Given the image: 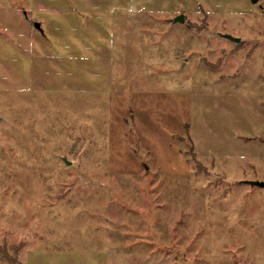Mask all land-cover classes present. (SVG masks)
I'll use <instances>...</instances> for the list:
<instances>
[{"label": "rangeland", "instance_id": "obj_1", "mask_svg": "<svg viewBox=\"0 0 264 264\" xmlns=\"http://www.w3.org/2000/svg\"><path fill=\"white\" fill-rule=\"evenodd\" d=\"M0 113L22 263L264 264V0H0Z\"/></svg>", "mask_w": 264, "mask_h": 264}, {"label": "water", "instance_id": "obj_2", "mask_svg": "<svg viewBox=\"0 0 264 264\" xmlns=\"http://www.w3.org/2000/svg\"><path fill=\"white\" fill-rule=\"evenodd\" d=\"M253 2H257V0H252ZM173 22H185L186 20V15L185 13H180L178 14L177 16H175L174 18L171 19ZM35 25L38 29L42 30V32H44L43 28H42V25L39 21H36L35 22ZM223 36L233 40L234 42H239L241 40V37L240 36H234L230 33H223ZM2 119V114L0 113V120ZM65 161L67 164H71L72 161L71 160H68L66 157H65ZM250 182L251 184L253 185H257V186H260V187H263L264 188V180H251V181H248Z\"/></svg>", "mask_w": 264, "mask_h": 264}, {"label": "trees", "instance_id": "obj_3", "mask_svg": "<svg viewBox=\"0 0 264 264\" xmlns=\"http://www.w3.org/2000/svg\"><path fill=\"white\" fill-rule=\"evenodd\" d=\"M21 248V244L19 246H15V252H16V255L19 254V250ZM0 252L5 256V257H8L10 258L11 260H13V262H16L18 264H24L22 263V261L18 258V256L16 257L15 255H12L9 250L7 249V246L6 245H2L0 243Z\"/></svg>", "mask_w": 264, "mask_h": 264}]
</instances>
